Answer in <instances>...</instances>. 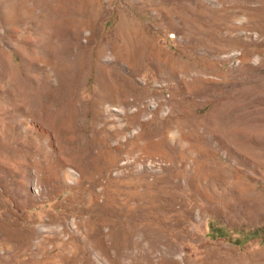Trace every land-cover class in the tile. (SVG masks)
Here are the masks:
<instances>
[{"label":"rangeland","instance_id":"rangeland-1","mask_svg":"<svg viewBox=\"0 0 264 264\" xmlns=\"http://www.w3.org/2000/svg\"><path fill=\"white\" fill-rule=\"evenodd\" d=\"M0 66V264H264V0H0Z\"/></svg>","mask_w":264,"mask_h":264},{"label":"bare ground","instance_id":"bare-ground-1","mask_svg":"<svg viewBox=\"0 0 264 264\" xmlns=\"http://www.w3.org/2000/svg\"><path fill=\"white\" fill-rule=\"evenodd\" d=\"M58 55H61L62 57H63V55H62V53H57V56ZM1 67V66H0ZM62 70L64 71V72H66V73H69L71 70H73V69H70L69 67H67V66H62ZM0 74L3 76L4 74H5V72H4V70L3 69H0ZM4 78V77H3Z\"/></svg>","mask_w":264,"mask_h":264},{"label":"trees","instance_id":"trees-1","mask_svg":"<svg viewBox=\"0 0 264 264\" xmlns=\"http://www.w3.org/2000/svg\"><path fill=\"white\" fill-rule=\"evenodd\" d=\"M212 231H215V229H213Z\"/></svg>","mask_w":264,"mask_h":264}]
</instances>
